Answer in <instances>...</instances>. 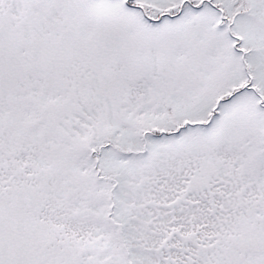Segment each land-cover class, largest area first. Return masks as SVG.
<instances>
[{
    "label": "snow or ice",
    "instance_id": "obj_1",
    "mask_svg": "<svg viewBox=\"0 0 264 264\" xmlns=\"http://www.w3.org/2000/svg\"><path fill=\"white\" fill-rule=\"evenodd\" d=\"M0 264H264V0H0Z\"/></svg>",
    "mask_w": 264,
    "mask_h": 264
}]
</instances>
